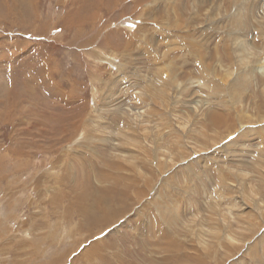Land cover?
<instances>
[{"label": "rangeland", "instance_id": "374dc122", "mask_svg": "<svg viewBox=\"0 0 264 264\" xmlns=\"http://www.w3.org/2000/svg\"><path fill=\"white\" fill-rule=\"evenodd\" d=\"M260 65L264 0H0V264H264Z\"/></svg>", "mask_w": 264, "mask_h": 264}, {"label": "bare ground", "instance_id": "6f19581e", "mask_svg": "<svg viewBox=\"0 0 264 264\" xmlns=\"http://www.w3.org/2000/svg\"><path fill=\"white\" fill-rule=\"evenodd\" d=\"M80 21V20H79ZM81 22V21H80ZM245 42V41H244ZM243 41L242 42H240V48H239V50H240V59H241V62L243 63V62H245V63H247L248 61H249V59H250V56L252 55V54H256L254 51H250V49L252 48V47H248L245 43H244ZM247 43V42H246ZM251 43V42H250ZM251 46H253V45H251ZM257 69H264V66L263 65H260V66H258L257 67ZM10 91V90H9ZM131 108V107H130ZM129 108V109H130ZM133 110H134V108H131L130 110H129V112H133ZM134 113H136V112H134ZM101 210V209H100Z\"/></svg>", "mask_w": 264, "mask_h": 264}]
</instances>
